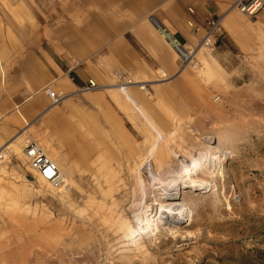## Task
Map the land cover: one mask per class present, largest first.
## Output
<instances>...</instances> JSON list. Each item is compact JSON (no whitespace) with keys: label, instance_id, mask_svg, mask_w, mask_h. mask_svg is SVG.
I'll return each mask as SVG.
<instances>
[{"label":"rangeland","instance_id":"obj_1","mask_svg":"<svg viewBox=\"0 0 264 264\" xmlns=\"http://www.w3.org/2000/svg\"><path fill=\"white\" fill-rule=\"evenodd\" d=\"M239 15L220 57L200 50L183 70L185 89L156 98L158 68L131 88L142 112L118 89L109 109L67 97L69 123L43 137L56 185L3 147L0 264H264V11ZM173 183L191 225L157 218Z\"/></svg>","mask_w":264,"mask_h":264},{"label":"crops","instance_id":"obj_2","mask_svg":"<svg viewBox=\"0 0 264 264\" xmlns=\"http://www.w3.org/2000/svg\"><path fill=\"white\" fill-rule=\"evenodd\" d=\"M235 1L0 0V147L27 126L32 138L36 129L47 151L51 144L43 137L69 123L65 112L72 99L52 107L47 90L73 93L91 78L107 91L84 94L80 101L109 109V92H117L108 83L114 70L152 82L157 68L170 78L150 85L156 98L185 89V71L162 29L178 44L194 46L202 31L194 33L187 21L202 26L208 17L224 15L227 38L215 49L220 57L242 21L230 9Z\"/></svg>","mask_w":264,"mask_h":264},{"label":"built area","instance_id":"obj_3","mask_svg":"<svg viewBox=\"0 0 264 264\" xmlns=\"http://www.w3.org/2000/svg\"><path fill=\"white\" fill-rule=\"evenodd\" d=\"M230 7L239 12L244 17L252 19L262 11H264V0H236ZM188 10L190 13L192 12V9ZM221 19V15L210 16L205 20V23L202 26L194 25L192 21H187L188 26L192 28L194 33L202 31V35L197 40L194 46H185L177 43L176 46L188 52L190 56L188 60H185V58L178 56L179 69H183L184 67L186 68L192 63L193 65H196L197 59L195 57L196 55H194L193 53V50L198 46L202 47L201 50L209 53L213 52L216 49V44L220 40L224 32ZM155 76V80L157 81H164L170 78V76H168L167 73L161 68H158V70H156ZM111 80V83L118 86L119 91L123 95L129 94L132 87L147 91V82L135 81L123 69L114 70L111 74ZM103 85L104 84H99L94 79L90 78L85 84L78 86L73 93L54 94L48 90L47 92L51 99V106H55L61 103L67 97L103 90ZM214 99L218 100V97H215ZM21 134L22 135L19 143L27 160L28 171L37 180H41L52 185H56L57 183H59L60 170L56 162L48 157L39 142L33 139L27 131L21 130ZM0 160H2L1 155ZM49 169H51V175L48 174Z\"/></svg>","mask_w":264,"mask_h":264},{"label":"bare ground","instance_id":"obj_4","mask_svg":"<svg viewBox=\"0 0 264 264\" xmlns=\"http://www.w3.org/2000/svg\"><path fill=\"white\" fill-rule=\"evenodd\" d=\"M230 9L233 10V8L230 7ZM236 11V10H235ZM223 17L224 15L222 16V21H223ZM161 28V27H160ZM162 29V28H161ZM162 32L163 34L165 35V38L167 40V42L169 43V45H171L173 51L176 53L177 57L178 56H181L182 58H185V60H188L190 58L188 52H186L185 50L183 49H180L177 45V42L168 35V33L166 31H164L162 29ZM202 49V47H197L193 50V53L194 55H196L200 50ZM194 57V56H193ZM185 69V67L183 68ZM183 69H180V70H183ZM111 87L113 85V87H115L116 89H118V86H116L115 84H110ZM106 86V85H103V87ZM102 87V88H103ZM119 90V89H118ZM127 95V98L133 103V105L140 111V108L139 106H137V104L134 102V98L133 96L131 95V93L129 94H125ZM22 130H25L27 131V126H25ZM22 135L21 134V131L18 132L16 135ZM17 136L16 138V142L15 143H10V144H3V146L0 147V155L2 157V159L5 158V154L3 153V147L5 149H8V153L7 155H9L10 153L11 154H21L25 157L23 151H22V148L20 145H18V142L21 138V136ZM46 152V151H45ZM9 158V157H8ZM26 158V157H25ZM6 159V158H5ZM8 160V159H7ZM145 161V160H144ZM57 164V163H56ZM151 164V163H150ZM58 165V164H57ZM150 166V165H149ZM152 168V167H151ZM150 168V169H151ZM152 170V169H151ZM153 172V170H152ZM192 175H195V173L192 171H190L189 173H187V182L189 183L190 187H200L202 185V183H204L203 180L201 179H197L194 177H192ZM182 181V180H181ZM185 181V180H183ZM173 184H176V183H173ZM182 184V183H181ZM166 185V184H165ZM168 185V184H167ZM164 186V185H162ZM182 188H183V185H179L176 184L174 186H167L164 188L165 192H164V196H165V201L164 202H161L159 203V215H158V219H160V222L168 225V226H171V227H178L182 222H184L185 220H189L190 221V225L192 223V219L190 217H186L185 216V213L183 212V209L181 208L183 204H180L178 202H175V200H177V198L179 197V195L181 194V191H182ZM161 189V188H160ZM162 190V189H161ZM163 190V191H164ZM163 195V194H162ZM163 196V197H164ZM184 206V205H183ZM145 218H143V221H144ZM159 227V226H158ZM158 231H162V230H158ZM171 233V232H170ZM178 233L180 235V231L179 230H176L175 231V234ZM177 234V235H178ZM176 235V237L178 238V236ZM180 239V238H179Z\"/></svg>","mask_w":264,"mask_h":264},{"label":"snow or ice","instance_id":"obj_5","mask_svg":"<svg viewBox=\"0 0 264 264\" xmlns=\"http://www.w3.org/2000/svg\"><path fill=\"white\" fill-rule=\"evenodd\" d=\"M48 174L51 175V169L48 170Z\"/></svg>","mask_w":264,"mask_h":264}]
</instances>
